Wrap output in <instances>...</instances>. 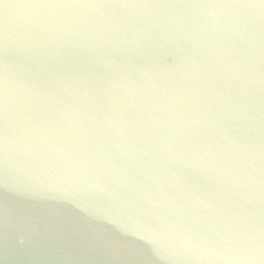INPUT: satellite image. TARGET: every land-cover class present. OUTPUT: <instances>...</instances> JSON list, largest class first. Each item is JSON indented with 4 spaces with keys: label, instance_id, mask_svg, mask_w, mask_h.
Returning a JSON list of instances; mask_svg holds the SVG:
<instances>
[{
    "label": "water",
    "instance_id": "1",
    "mask_svg": "<svg viewBox=\"0 0 264 264\" xmlns=\"http://www.w3.org/2000/svg\"><path fill=\"white\" fill-rule=\"evenodd\" d=\"M0 264H264V0H0Z\"/></svg>",
    "mask_w": 264,
    "mask_h": 264
}]
</instances>
